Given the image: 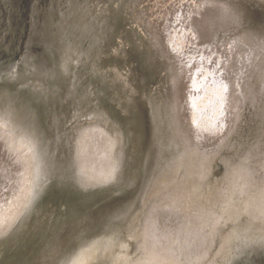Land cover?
I'll return each mask as SVG.
<instances>
[{"label":"rangeland","instance_id":"obj_1","mask_svg":"<svg viewBox=\"0 0 264 264\" xmlns=\"http://www.w3.org/2000/svg\"><path fill=\"white\" fill-rule=\"evenodd\" d=\"M234 1L242 7L248 2ZM126 2L119 29L125 35L134 34L127 26L134 29L139 38H145L146 48L148 43L155 44L163 53L159 58L156 54V73L160 75L161 68L177 72L183 85L174 111L178 131L169 130L174 138L169 147L177 157L175 176L147 202L138 232L123 242L122 258L116 264H264V25L245 28L238 19L210 18L204 0ZM258 4L264 8V2ZM52 7L23 16L14 33L18 57L19 53L48 56L57 65L66 60L63 50L70 48L76 56L71 66L76 79L90 82L96 72L97 80L93 78L89 88L100 85L140 124L135 131L127 127L126 173L115 180L120 187L101 186L81 197L74 227L64 232L67 239L73 232L92 234L115 225L114 208L128 198L137 179L135 169L144 153L140 137L152 125L154 100L157 102V97L152 100L149 94L159 82L136 88L125 64L117 67L111 63L98 71V59L103 55L118 58L124 43L119 33L106 38L103 10L85 9L81 15L63 2ZM2 30L4 22L0 20V34ZM172 125L174 122L168 127ZM0 141L7 148L6 141ZM104 144L105 137L94 132L82 141L95 150L94 168L102 167ZM8 158L0 152V184L4 186L0 185V212L21 174L16 173L19 170L12 157ZM62 180L67 181V189H78L68 174ZM90 251L93 255L99 252L95 246ZM56 253L55 247L47 256L51 259ZM108 254L103 253L104 259L94 257L90 264H103ZM46 261L47 257L41 259V263Z\"/></svg>","mask_w":264,"mask_h":264},{"label":"water","instance_id":"obj_2","mask_svg":"<svg viewBox=\"0 0 264 264\" xmlns=\"http://www.w3.org/2000/svg\"><path fill=\"white\" fill-rule=\"evenodd\" d=\"M101 1L103 2V4H101L99 0H4V8L0 7V20L4 22V31L2 30V33L0 34V52L5 51L6 56L5 59L4 57H2L3 59L1 58L0 60V102L7 104V107L13 109V107L17 106V102L20 100L19 93L26 95L27 93L25 91H37V88H35L36 86H44V92L42 91L41 94L37 95L36 92H32H34L36 98H38L35 105L36 109L39 110L40 108L41 110V122H43V124L52 125L55 121V118L53 116L54 110H57V107H53L56 102H54L53 106H51V101L55 98L58 103V95L61 93V95H63V102L60 103L59 111L60 108L62 106L63 107L62 113L60 112L61 115L59 114V121L60 125L62 122L63 132H61V138H59L60 145L58 151H63V155H65V158L72 157V159H74L75 157L74 160L76 162V150L78 148V143L80 144L82 143L83 139L90 137L92 132L107 137L105 133H102L101 128L95 127L94 124L92 125L93 122H91V119H94L95 121H98L100 123L104 121L107 122V127L109 130H111V136H114L117 139L116 149L113 148L114 141H112L111 144H109L110 147L108 152L112 156L111 159L115 157L119 161V163L123 165L124 173L127 151H120V147L118 146L120 142L119 138L123 135V129H125L126 131H128L127 127L130 130L137 129L140 125L139 122L133 116L125 113L122 110V107L109 100L106 96L104 97L103 95H101L103 91L100 90L96 85H92V87H95L93 88V90L89 88L86 91L85 89L82 91V87H78V85L82 81H78L76 77H73V75H71V61L68 68H66L67 72L63 73L62 71H58V75H56V77L51 80L49 85H46L45 82L43 83L42 80L38 81V78L32 77L28 72H26V63L29 62L30 58L32 60L33 66H38V68L40 69H46L48 66V61L44 58L37 57V55L35 57L34 55H31L32 53L26 56L19 53L18 57V47L16 48L15 46L14 48L13 45L15 39L14 33H16L20 28L23 16L26 13L28 14L29 12H32L33 14H41L44 11V8H49L50 6L54 7L55 4L63 2L65 4L68 3L69 6H73L75 8V11L79 10V13L83 15L85 9H90L89 4L93 6H101V8H103L104 6L105 9L106 0ZM204 1L206 2L205 6L208 10V15H210V18L218 16L217 19L219 20H221L222 18H228V21L233 22L238 19L240 23H246V19L249 20L254 17L251 15V11H247V15H245L242 3L237 4L234 0ZM255 2L263 3L264 0H248V2L243 3V5L250 4L254 7L258 5V3L256 4ZM113 10L114 16L112 21L111 17L109 18L105 15L106 38L109 39H113L117 33L120 34L119 28L121 27L120 18L122 17L118 13H122L123 9L116 12L117 9H112L111 7V11ZM262 15L264 14H261L260 16ZM245 16L250 18L246 17V19H243V17ZM256 23L257 24L255 25H257V27L261 26L259 25L260 21H257ZM201 27L202 25H199L198 29H201ZM128 34L130 35V33ZM7 35H10V37L6 38ZM120 36L122 37V39H124L121 34ZM2 40L4 42H2ZM137 41L135 42L136 45H138ZM126 48L127 44L123 43V52L120 51V55H118V58L115 57L108 59L107 55H103L96 62V66L101 71L106 68V65H111V63L115 64V66L117 67L128 65V76L133 81V84L136 88H139L143 83H145L146 85L151 81L150 79H152V82H159L158 89L160 88L161 90V87L162 85H164L166 79H164V77L162 76V72H164L163 68H161L160 75L156 73V52H153L152 55L148 56L147 54H145V52L142 51V48H140L139 55H137L138 59H136L134 63H126L124 59L128 56V58L132 60L131 54H129L131 50H129L128 48V53H126ZM63 52L65 57L64 59H66L68 55L66 54L65 50H63ZM69 54V56L71 58L73 57V59L76 57L72 52H69ZM57 66L58 65H54V63L50 61V65L48 68L50 70H53ZM6 68L7 70L2 72V70ZM22 68H24V70H22ZM150 74H153V76H150ZM62 77L64 78V84L61 86ZM30 78L32 79V81H36L35 87ZM170 80L172 81V79ZM171 81H168L167 85H165L167 86V98H165L161 107L159 106V116L161 117H159V122H157V117H155V122L157 123V125L153 127V117L151 127L145 131L144 137H140V142L144 144H142L144 153L141 160V165H137V168L135 169V174L137 175L135 176L137 177V179L134 178L136 182H132V192L122 204H119L114 208L116 209V212H114L113 214V216H115L116 218V220L114 221L116 222L115 225L110 226L105 230L101 229L100 231L92 234L88 233L86 230L80 233L73 232L71 236L65 239L64 232H66V230L70 229L72 226L74 227L73 217L77 212L76 209L79 206V199L82 196H85L86 194L92 192L93 189H98L101 186H105L107 188H119L120 186L115 185L116 179L111 180L112 177H108L105 182L97 183L98 180H100L97 176L98 180H95L97 182L94 183L93 186L87 183L88 186H91L93 188L86 189V182L84 177L82 175H78L76 170H74L75 172L72 171V173L68 175V178L70 179V181L73 179L75 183L78 184V189H64L57 186V184L61 182L60 178L66 177L67 174L58 171L55 176V185L61 189L62 196H55V188L48 189L50 185L46 189H44V193L42 194L46 195L47 198L50 199V201H48V207L46 209L47 213L44 218L46 219V221L44 223L41 224V221L40 224L36 226L35 224H31L33 217L38 214L39 205L36 206L29 204L26 209L22 208L20 211L13 214L10 219H8L10 221L9 225L0 228V242L5 240L6 238L9 239L8 243L0 246V264H9L12 259L15 264H17L22 263V261L25 259L26 254L21 257L20 250L22 248L21 235L26 227L33 231L37 227L39 229V232L34 241L36 242L38 240H42V242L39 243L36 248L37 254H32V256L29 255L26 262L27 264H61V261L63 262L64 260V264H90L94 257L97 258L98 255L102 257V259H104L103 253L106 252L109 253L108 255H105L106 257L113 254L117 256L119 255L120 251L122 250L121 247L123 246V242L126 239H131L138 232V227L143 217V209L147 202L152 199L156 189L164 188V186L168 185L175 176V161L177 157L176 155L172 154V147H169V144L168 146L164 145L166 142V138L169 136V130L173 129L175 133L178 131V120L174 111L176 110V101H178L177 97L181 94H175V86L180 83V85H178L180 92V87L182 89L183 81L181 76H177L175 78V83ZM71 85H75L76 89H72ZM61 88L62 91L60 90ZM160 90L158 91L159 93L157 92L159 94V97L157 95L156 107L158 106V103L161 99ZM47 91L50 92L47 93ZM43 93H45V95ZM85 95H92L95 98L91 101L90 105V107L95 108V110L90 111V114L83 113L85 100H83L84 97L82 96ZM49 105L50 108L47 109ZM19 111L20 112L18 114L24 120H30L29 122L31 123L32 118L30 119L28 116H26L24 108L19 109ZM47 113L48 115L46 116ZM153 113L156 115V109H153ZM33 118L35 119V117ZM9 119L10 116L8 114L1 113L0 122H9ZM171 122H174V125H172L170 128L168 127V124ZM1 129L6 131L10 136L11 130L9 124L6 125V129L3 127ZM107 139L109 138L107 137ZM0 150L3 156H9V151L5 148V145L2 141H0ZM9 157L15 158L12 153H10ZM19 160V162L25 163V161H23L22 159ZM19 162L17 161V166L20 164ZM121 164H119L118 166H121ZM19 166H21V164ZM20 171L21 174L16 178L17 180L16 186L14 188L15 190L9 195L10 198L6 203V206L1 210L2 214L5 212L3 210L9 208V202L14 200L17 189H24V180L22 176V172L24 170L22 171V169L20 168ZM43 175L44 174H42L41 177ZM120 175L121 169H119L118 179L120 178ZM79 176H81L80 179ZM82 178L83 180H81ZM76 191H80V197H78V193H75ZM37 199H39L38 196L36 200ZM31 200L34 201L33 198ZM24 212H26L27 215L23 217ZM131 228V233H128ZM33 246L34 244L31 245L30 249ZM94 246L95 249L99 251L95 255H93V250L90 251L94 248ZM55 247L57 253L56 255H53V258L50 259V256H47V254L51 251H54ZM46 257L47 261L41 263V259L44 260ZM119 257L120 258H117L116 260L106 259L107 264H116L118 260L122 258L121 255Z\"/></svg>","mask_w":264,"mask_h":264},{"label":"bare ground","instance_id":"obj_3","mask_svg":"<svg viewBox=\"0 0 264 264\" xmlns=\"http://www.w3.org/2000/svg\"><path fill=\"white\" fill-rule=\"evenodd\" d=\"M99 1L101 2V4H103V2L101 0H99ZM105 2H106V8L105 9L100 8L97 5L92 6L91 4H89V8H90V10H91V8L92 9L93 8L94 9L99 8L100 10H103V12L106 16H108L109 18L111 17V21L113 20V16H114L113 15L114 10L111 11V7H112V9L116 8L117 9L116 12H118V11L124 9V6H126V4H127L126 0H106ZM0 5L2 8H4V0H0ZM202 5L205 6L204 4H202ZM68 6H69L68 3H66V8ZM70 7H71V9H75L73 6H70ZM243 7H244L243 11H244L245 15H247V11H251L250 12L251 15L254 16L249 20L246 19L247 16L243 17V19H246L245 28H250L252 25L257 26V25H255V24H257L256 23L257 21H260L259 25H262V26L264 25V15L260 16L261 14H264V8L263 7H261L259 4H258V6H254V7L251 6L250 4H246V5H243ZM90 12H92V11H90ZM123 13L124 12H122V13L119 12L118 14L121 17H123V15H122ZM93 14H95V13L93 12ZM203 18L205 19L206 17L203 15ZM247 18H250V17H247ZM128 24L129 23L127 22V25ZM196 26H199V23H198V25L196 24ZM127 29L129 31H133L134 34L129 35L128 32H126L127 35H125L123 33L122 29L120 30V34L125 39V40L122 39V41L127 44L126 53H128V48H129V50H131V52H129V54H131L132 60L130 58H128L129 56L127 55L128 57L124 59L126 63H128V62L134 63L136 61V59H138L137 55H139L140 48H142V51L145 52V54H147L148 56L152 55L153 52L154 53L156 52V54H158V58L160 55L163 56V53L159 52V50L156 48L155 44L153 45L150 43V45H149V43H148V45L146 44L147 45V48H146L143 45L145 38L142 36L139 38L136 35L137 33L134 31V29L132 30L128 26H127ZM136 41L138 42V45H136V43H135ZM2 42H4V41L2 40ZM121 45L123 46V44H121ZM69 49L70 48H68L66 50V54L68 55L66 57V60H63L62 62L58 61V63H57L58 66L55 69L50 70L48 68L50 65V57L47 56V58H46L45 53L43 52V55L45 56L44 59H46L48 61L47 68L46 69H43V68L40 69V68H38V66H36V67L33 66L32 60L29 58V62L26 63L27 67H25L26 72H28L32 77L38 78L39 79L38 81L42 80L43 83L45 82L46 85H49L51 80L54 79L56 77V75H58L57 74L58 71L59 72L62 71L63 73L67 72L66 68H68L70 61L72 63V59H73V57L71 58L69 56L70 55L69 51H68ZM121 51L123 52V50H121ZM28 53H30V52H28ZM0 54H1L0 60L2 57H4V59H5L6 52L2 51V52H0ZM159 60L162 61L161 57ZM33 63H34V61H33ZM0 65H1V61H0ZM150 67H151V65H150ZM38 69H40V70H38ZM5 70H7V68L2 70V72H4ZM22 70H24V68H22ZM98 71H100V70H98ZM170 71L162 72V76L164 77V79H166V81L164 82V85H162L161 90H160V88L158 89L157 86L152 87L151 92L149 94L152 100H154V98L157 97V95L159 97V94H158L159 90H160V94H161L160 95L161 99H160V102L158 103V106L156 107L155 100H154L155 104H153L154 109H156V112H157L156 115L153 113V117H154L153 127H155V125H157V123L155 122V117H157V122H159V117H160L159 116L160 115L159 114V112H160L159 106L161 107L165 98H167V90H166L167 86H165V85H167L168 81H171L170 79H172L171 82L175 83V78L177 76H179L177 72H170ZM0 72H1V67H0ZM94 74H96V72H94ZM94 74L92 76L94 79H96L97 75L95 76ZM71 75H73V77H76L75 72H72ZM150 76H153V74H150ZM93 78L90 79V82L89 81L86 82L85 80H83L78 85V87L79 86L82 87V91L84 89H85V91L88 90L90 85H91V82L93 81ZM150 80H151L150 82H152V79H150ZM31 81H32V79H31ZM32 83L35 87L36 81H32ZM63 84H64V78L62 77L61 78V86ZM178 85H180V83L177 84L176 86L174 85L176 95L182 94V89L180 87V92H179ZM255 85L253 84V86H255ZM256 87H255V89H256ZM35 88H37V91L36 90H32V91L36 92L37 95L41 94L42 91L44 92V89H45L44 86L43 87L36 86ZM39 88H40V90H39ZM71 88L76 89V86L71 85ZM99 89L103 91V93H101V95H103L104 97L106 96L109 100L112 101L107 90L101 88L100 85H99ZM60 90L62 91V88ZM258 90H259V88L257 89V91ZM25 92L27 93L26 95L19 93L20 100L17 102V106L13 107V109L7 107L8 106L7 104L0 102V116H1V113H5V114H8L10 116L9 122H0V139H3L6 141V143H7L6 149L9 151V156H10V153H12L13 156L15 157V158L11 159V161L13 162V164H15V166H16L17 161L18 162L20 161L19 159H22L23 161H25V163L19 162L21 164V166H19L20 165L19 164L18 165L19 169L17 168L19 171L18 172L16 171V173L18 174L20 172V168L22 169V171L24 170L22 172L23 173L22 176H23V180H24V189H17L14 200L9 202L10 203L9 208L3 210V211H5L3 214L0 212V228H3L5 226L9 225L10 221L8 219H10L13 214L20 211L22 208L26 209L29 206V204L30 205H36V206L39 205L38 206L39 207L38 214L33 217L31 224H35V226H36V225L40 224L41 221H42L41 224L44 223L46 221V219H44V218H45L46 213H47L46 209L48 207V201H50V199L47 198L46 195L42 194V193H44V189H46L49 185L50 186L48 189H54L55 188L54 189L55 194H56L55 196H62V192L60 189L61 187L64 189H67V181L62 180V178H60L61 182H59L57 184V186H59L60 188L55 185V176H56L58 171H60L61 173H66L69 175L70 173H72V171L76 170L78 175H82L84 177L85 182H86V187H85L86 189H92L93 188L91 186H88V184L93 186L94 183L97 182L95 180L96 179L98 180L97 176H100L99 177L100 180H98L97 183H101V182H105V180H107L108 177H112L111 180H114V179L117 180L119 169H121V175H120V178L122 177L121 179H123V176L126 173V167H125L124 173H123V165L121 163H119V161L115 157H113L111 159L112 156L108 152L109 147H110L109 144H111L112 141H114V147L113 148L116 149L117 139L114 136H111V133H110L111 130L108 129L107 122L103 121L102 123H100L98 121H95L94 119H91V122H93L92 125L94 124L95 127L101 128L102 133H105L107 135V137L109 138V139H107V137L104 136L107 142H106V144L103 145V148L101 150V152H102L104 149L103 159H102L103 161L101 162L102 167L100 166V168H98V167L94 168L95 167L94 163L96 162L95 150H92V151L89 150L87 148V145L86 146L82 145V143H80V144L78 143V145H77L78 148L76 150V162H75V160H74L75 157H74V159H72V157L71 158L70 157L65 158V155H63V151L62 152L58 151L59 145H60L59 138H61L60 135H61V132H63L62 122L60 125V121H59V114L61 115L62 107H63L62 106L60 108V111H59V106H60V103L63 102V95H61V93L58 95L59 96L58 103L55 100V98L52 99V101H51L52 105L51 106H53L54 102H56V104L53 107L54 108L57 107V110H54V115H53L55 118V121L53 122L52 125H48V124H43V122H41V119H40L41 110H40V108H39V110L36 109L35 104H36V102H37L36 100L38 98H36L35 93L32 92L34 94L33 95L30 91H25ZM49 92L50 91H47V93H49ZM43 94L45 95V93H43ZM82 97H84L83 100H85L84 106H83L84 107L83 113L90 114V111L95 110V108L90 107L91 101L95 98L92 95H87V96L85 95ZM180 99H181V95L177 97L178 101ZM178 101H176V102L178 103ZM239 103H240V101H239ZM21 108H24L26 116H28L30 119L32 118L31 123L29 122L30 120H24L18 114L20 112L19 109H21ZM49 108H50V105L47 107V109H49ZM48 113L46 114V116L48 115ZM52 113H53V111H52ZM122 113H124V112H122ZM33 117H35V119ZM8 124H9L10 130H11V132H10L11 137L9 136V134L6 131L1 129L2 127L6 129V125H8ZM112 132H113V130H112ZM128 135H129V130L126 131L125 129H123V135L120 136V138H119L121 145H120V142L118 141L119 142L118 146L120 147L121 152H123L125 150L127 151V149H128V147H127L129 144V136ZM173 140H174L173 137L168 136L166 138V142H165L164 146H168V144H170V142L171 143L174 142ZM127 141H128V143H127ZM86 150H88V151L84 155ZM135 157H137V155ZM7 159L9 160L8 156H7ZM119 164H121V166H118ZM42 174H44V175L41 177ZM122 174H123V176H122ZM80 177L81 176H79V179H80ZM81 180H83V178ZM81 185H82V183H81ZM2 187H4V186H2ZM2 187H1V190H4V189H2ZM4 192H5V190H4ZM75 193L77 194L78 192L76 191ZM78 194H79L78 197H80L81 194L80 193H78ZM23 196H24V198H23ZM37 196L39 199L36 200ZM3 197H4V195H3ZM82 197H85V196H82ZM32 198L34 201L31 200ZM3 202H4V200H3ZM3 202H2V204H3ZM0 206H1V204H0ZM4 207L2 209H4ZM26 215H27V213L24 212L23 217ZM244 217H245V215H244ZM249 220H248V222H249ZM160 225H162V224H159V226ZM248 227H249V225H248ZM161 228H163V226ZM38 232H39V229L37 227L34 229V231L30 230L28 227H26L23 230L22 235H21L22 248L20 250V256L23 257L26 254V257L22 261V263H17V264H27L26 262L28 260L29 255L32 256V254H37L36 248L39 245V243L42 242V240L41 241L38 240L36 242L34 241ZM249 239L251 240V238H249ZM212 241H213V239L207 241V245L205 246V248L208 245H211ZM8 242H9V239L6 238L5 240L0 242V246L4 245L5 243H8ZM248 242H249V240H248ZM32 244H34V246L30 249ZM207 248L209 249V247H207ZM207 248H206V250L203 251L204 253L207 252V250H208ZM119 256L120 255H118V256L117 255H111V256L106 257V259L107 260L108 259L116 260L117 258H120ZM107 260L104 261V264L107 263ZM64 262H65V260L63 262L61 261V264H64ZM9 264H15L13 259Z\"/></svg>","mask_w":264,"mask_h":264}]
</instances>
